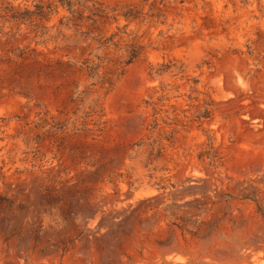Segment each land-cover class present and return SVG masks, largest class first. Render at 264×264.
Instances as JSON below:
<instances>
[{"label":"rangeland","instance_id":"374dc122","mask_svg":"<svg viewBox=\"0 0 264 264\" xmlns=\"http://www.w3.org/2000/svg\"><path fill=\"white\" fill-rule=\"evenodd\" d=\"M58 1L0 0V264H264V0Z\"/></svg>","mask_w":264,"mask_h":264},{"label":"trees","instance_id":"16d2710c","mask_svg":"<svg viewBox=\"0 0 264 264\" xmlns=\"http://www.w3.org/2000/svg\"><path fill=\"white\" fill-rule=\"evenodd\" d=\"M59 5L63 8H65L68 13L71 15V20L75 26H79V22H82L84 20V17L82 16V14L75 10V4H76V1L75 0H59ZM92 3L91 0H78V5L82 7V9L85 11V10H89L91 13V17H87V20H91L93 23H95L96 21L94 20V18H100L102 19L104 16V11L100 10L99 8H96V5L95 3L92 5V7L95 9L94 12L87 6L88 4ZM17 12H13V15L11 16V20L12 21H19V16L16 14ZM123 18L128 21L130 20L131 18H134L132 17L131 15L129 14H124L123 15ZM143 48L140 47V52ZM134 51H132L130 57H129V60L127 61L126 65H130L134 59H136V57L138 56L137 54L138 53H133Z\"/></svg>","mask_w":264,"mask_h":264}]
</instances>
